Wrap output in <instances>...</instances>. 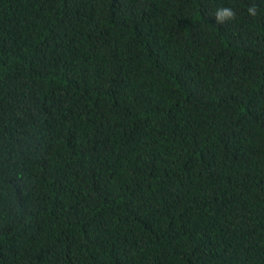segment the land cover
Listing matches in <instances>:
<instances>
[{
	"label": "trees",
	"instance_id": "trees-1",
	"mask_svg": "<svg viewBox=\"0 0 264 264\" xmlns=\"http://www.w3.org/2000/svg\"><path fill=\"white\" fill-rule=\"evenodd\" d=\"M0 264H264V0H0Z\"/></svg>",
	"mask_w": 264,
	"mask_h": 264
},
{
	"label": "clouds",
	"instance_id": "clouds-1",
	"mask_svg": "<svg viewBox=\"0 0 264 264\" xmlns=\"http://www.w3.org/2000/svg\"><path fill=\"white\" fill-rule=\"evenodd\" d=\"M248 14L252 17L257 16L258 8L256 4H252L247 9ZM214 15L216 22L218 24H224L225 22L235 21L237 18V13L230 7H219L215 9Z\"/></svg>",
	"mask_w": 264,
	"mask_h": 264
}]
</instances>
